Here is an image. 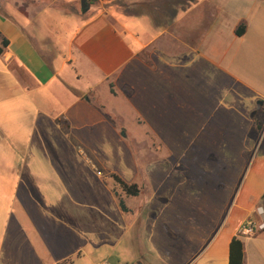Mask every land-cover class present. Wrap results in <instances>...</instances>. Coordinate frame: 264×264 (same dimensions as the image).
Returning <instances> with one entry per match:
<instances>
[{
	"label": "crops",
	"instance_id": "0c3cea01",
	"mask_svg": "<svg viewBox=\"0 0 264 264\" xmlns=\"http://www.w3.org/2000/svg\"><path fill=\"white\" fill-rule=\"evenodd\" d=\"M13 2L0 264H72L124 239L144 248L134 264H228L240 230L244 264H264V228L242 230L264 212V0Z\"/></svg>",
	"mask_w": 264,
	"mask_h": 264
},
{
	"label": "rangeland",
	"instance_id": "374dc122",
	"mask_svg": "<svg viewBox=\"0 0 264 264\" xmlns=\"http://www.w3.org/2000/svg\"><path fill=\"white\" fill-rule=\"evenodd\" d=\"M10 2V12H15L16 6L14 5L13 0H8ZM80 6V4H79ZM19 10H24V7L19 6L17 7ZM81 9V8H80ZM6 20L7 23L15 25V22L12 21V19L5 17L3 15H0V23L2 24V21ZM6 23V26L9 31H12L10 26ZM134 129L136 132V128H121V134L126 131H130ZM139 131V130H138ZM123 140H128V138H123ZM138 141H133L132 145H138L142 146L145 142H142L141 144L137 143ZM133 145V146H134ZM132 146V148H134ZM238 191L236 192V195L234 198L237 197ZM125 200V199H124ZM132 198H128L125 200L127 204H131ZM229 213L226 214L228 216ZM253 222H255L256 225L261 224L262 221H264V212L261 215L254 214L252 218H250ZM246 234V233H245ZM141 249V250H140ZM140 251L142 257H146V253L144 251V248L142 246H139V244H131L129 242V239H124L123 242H121L120 247H112L110 244L103 245L101 248L96 249L95 251H92L89 253V251H84L82 254L85 255V259L83 257L79 259H72V264H134V261L136 258L138 259L140 256ZM133 253V256L131 255ZM137 261V260H136ZM137 263V262H136Z\"/></svg>",
	"mask_w": 264,
	"mask_h": 264
},
{
	"label": "trees",
	"instance_id": "16d2710c",
	"mask_svg": "<svg viewBox=\"0 0 264 264\" xmlns=\"http://www.w3.org/2000/svg\"><path fill=\"white\" fill-rule=\"evenodd\" d=\"M94 0H88V2L92 3ZM244 29V25L240 26L236 33L239 35L242 33ZM8 41L3 38L0 42V54L3 52V48L7 47ZM112 178L118 185L122 188V190L127 195L136 196L138 194V188L135 184H127L124 181H122L117 175H112ZM262 201L264 202V194L262 196ZM119 206L122 211L126 212L127 208L124 205L123 201L119 199ZM243 230V228H242ZM241 233V230L237 235H234L229 243V254H228V264H244L243 261V243L238 237Z\"/></svg>",
	"mask_w": 264,
	"mask_h": 264
},
{
	"label": "built area",
	"instance_id": "2783aa9c",
	"mask_svg": "<svg viewBox=\"0 0 264 264\" xmlns=\"http://www.w3.org/2000/svg\"><path fill=\"white\" fill-rule=\"evenodd\" d=\"M260 229L264 228V222H262L261 224H259L258 226ZM243 230L248 232V233H253L255 230V222H253L252 220H248L246 221V223L243 225Z\"/></svg>",
	"mask_w": 264,
	"mask_h": 264
},
{
	"label": "water",
	"instance_id": "95a60500",
	"mask_svg": "<svg viewBox=\"0 0 264 264\" xmlns=\"http://www.w3.org/2000/svg\"><path fill=\"white\" fill-rule=\"evenodd\" d=\"M89 6H90V3L87 2V0H80V8H81L82 13H85L89 9ZM262 209L264 210V202L262 204Z\"/></svg>",
	"mask_w": 264,
	"mask_h": 264
}]
</instances>
